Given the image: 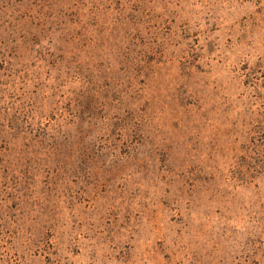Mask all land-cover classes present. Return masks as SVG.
<instances>
[{
	"label": "rangeland",
	"instance_id": "rangeland-1",
	"mask_svg": "<svg viewBox=\"0 0 264 264\" xmlns=\"http://www.w3.org/2000/svg\"><path fill=\"white\" fill-rule=\"evenodd\" d=\"M0 264H264V0H0Z\"/></svg>",
	"mask_w": 264,
	"mask_h": 264
}]
</instances>
